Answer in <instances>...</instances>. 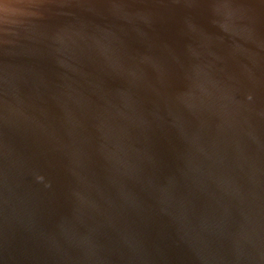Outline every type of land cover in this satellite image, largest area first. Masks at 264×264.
<instances>
[{
	"label": "water",
	"instance_id": "obj_1",
	"mask_svg": "<svg viewBox=\"0 0 264 264\" xmlns=\"http://www.w3.org/2000/svg\"><path fill=\"white\" fill-rule=\"evenodd\" d=\"M0 264H264V0H0Z\"/></svg>",
	"mask_w": 264,
	"mask_h": 264
}]
</instances>
